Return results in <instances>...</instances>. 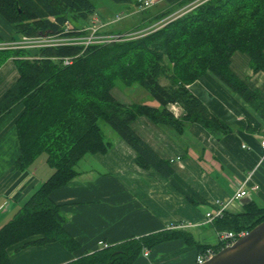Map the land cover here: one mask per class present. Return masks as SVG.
Instances as JSON below:
<instances>
[{
    "label": "trees",
    "instance_id": "1",
    "mask_svg": "<svg viewBox=\"0 0 264 264\" xmlns=\"http://www.w3.org/2000/svg\"><path fill=\"white\" fill-rule=\"evenodd\" d=\"M111 1L140 5L139 0ZM164 1L173 7L155 21L196 0ZM96 10L90 0H0V18L12 26L16 37L62 35L66 22L83 29ZM99 34L123 33L103 29ZM236 52L248 57L253 73H264V0H206L152 31L119 42L0 51V64L14 57L18 76L0 99V122L15 108L22 109L14 123L20 151L14 168L24 171L44 155L52 170L0 228V264H11L9 247L33 237L39 238L23 246L59 243L70 252L76 249L77 243L64 230L65 218L50 195L77 176L75 167L85 156L108 151L110 142L100 122L133 149L137 166L154 169L167 178L172 173L169 162L160 159L130 124L146 116L155 124L175 129L194 123L211 133L224 130L222 122L187 88L203 75H213L264 118V103L258 93L230 68ZM64 58L72 59L71 64L63 65ZM161 78L168 84L162 85ZM117 80L125 87L144 89L158 108L117 101L112 95ZM171 104L181 108L179 118L169 111ZM262 222L264 207L251 201L243 214H224L214 225L217 230L238 233L250 232ZM177 237L180 233L165 231L131 239L67 264H133L144 248ZM195 246L198 253L207 247L220 248Z\"/></svg>",
    "mask_w": 264,
    "mask_h": 264
},
{
    "label": "crops",
    "instance_id": "2",
    "mask_svg": "<svg viewBox=\"0 0 264 264\" xmlns=\"http://www.w3.org/2000/svg\"><path fill=\"white\" fill-rule=\"evenodd\" d=\"M172 7L168 5L162 13ZM155 17L146 15L141 24L154 26L159 22ZM107 20L112 21L110 17ZM0 24L5 31L0 33V42L21 39L3 18ZM236 54L231 57L232 72L264 103V73H253L248 57ZM17 77L14 57L0 64V99ZM187 88L225 129L211 133L194 123L175 129L138 117L130 124L132 130L160 159L169 162L171 175L165 178L154 169L140 168L133 149L119 137L109 136L108 151L85 156L75 167L77 176L50 195L65 218L64 230L77 243L76 249L70 252L59 243L23 246L39 238L33 237L7 249L11 264H67L98 250L99 242L114 246L165 231L180 233V237L144 248L133 264H193L198 254L195 245L217 244L220 230L214 224H202L205 214L216 200L233 196L236 184L251 171L253 176L245 187L249 194L241 199L248 202L232 203L225 214H243L251 201L264 207V159L260 160L264 118L209 73ZM138 104L159 106L149 95ZM21 111L20 106L15 108L0 122V228L52 174L44 155L24 171L14 168L20 154L14 123ZM252 185L258 189L251 191ZM187 224L196 226L169 229Z\"/></svg>",
    "mask_w": 264,
    "mask_h": 264
},
{
    "label": "built area",
    "instance_id": "3",
    "mask_svg": "<svg viewBox=\"0 0 264 264\" xmlns=\"http://www.w3.org/2000/svg\"><path fill=\"white\" fill-rule=\"evenodd\" d=\"M160 0H139L140 5L138 6V10L144 11L148 10L154 5H156ZM199 0L191 3L186 8L182 9L181 11L172 14V16H168L162 21H160L159 25L152 26V28L148 31H152L160 26H162L165 22L174 19L175 17L183 14L184 12L190 10L191 8L195 7ZM97 15H93L91 17L90 23L84 27L83 29H75L72 24L66 22L63 27L62 35H53V36H45V37H37V38H26L21 37L19 41H12L9 43H2L0 42V51L5 49L17 50V49H42L48 47H58V46H78L82 45L87 47L88 45L94 44H106V43H113L119 42L131 37H136L144 32H128L123 34H99V31L105 29L110 24L115 23L121 19L120 16H116L115 19L109 22H102L100 19L96 17ZM77 33L76 35L67 36L65 34L68 33ZM83 32H86L84 36ZM72 59L64 58L63 65L71 64ZM169 111L173 115L174 118H179L182 113L181 108L177 104H171L169 106ZM260 149H261V161L264 159V136L260 142ZM254 171H251L247 174V176L243 179V181L236 184V189L233 196L229 197L227 200L220 201L216 200L213 204V209L205 214L203 225H212L215 221L222 218L225 214L227 208L234 202L239 201L248 196L249 191L245 190V187L249 185L251 178L253 176ZM258 187L255 185L251 186V191L257 190ZM196 225H179V226H171L169 229H181V228H189L194 227ZM248 232L241 231L238 233H234L232 231H219L217 233V244L220 248L218 251L211 247L204 248L200 253H198L195 257L193 264H206L210 260H212L220 251L228 249L232 247L239 239L245 237ZM111 247L108 243L99 242L98 243V250L107 249ZM147 251L143 253V256H147Z\"/></svg>",
    "mask_w": 264,
    "mask_h": 264
},
{
    "label": "rangeland",
    "instance_id": "4",
    "mask_svg": "<svg viewBox=\"0 0 264 264\" xmlns=\"http://www.w3.org/2000/svg\"><path fill=\"white\" fill-rule=\"evenodd\" d=\"M96 7V12L94 15H97L96 17L100 19L102 22H107L108 18L110 19H115L116 16H120L121 19L115 23L110 24L108 29L104 30H109L112 32H122V33H128V32H133L134 30L138 29L135 32H146L149 30V28H152V25H143L141 24V20L143 17H146L148 15L149 17H155L158 18V16L162 15V10L168 6V3L164 0H160L158 4L154 5L148 10L140 11L138 10L139 7H137L134 2L131 4H116L111 0H90ZM135 1V0H134ZM206 0H199V4L204 2ZM198 5V4H197ZM179 7V6H178ZM186 7H183V9ZM182 8H180L177 12L181 11ZM133 12V16L131 15L130 12ZM160 12L162 14H160ZM144 16H142V14ZM135 15V16H134ZM109 16V17H107ZM172 16V15H171ZM110 21V20H109ZM162 21V20H161ZM160 22V21H159ZM158 22V23H159ZM153 23V22H152ZM71 24V23H70ZM151 24V23H150ZM156 25H159L156 23ZM155 25V27H156ZM2 26L0 24V33H4L5 31L2 30ZM128 31V32H127ZM87 35H84L82 37H86ZM236 55H241V53L236 52ZM235 54V53H234ZM244 55V54H243ZM160 83L167 85L168 81L165 79L161 78ZM112 94L113 96L123 102H128V103H140L142 100H144L146 97H148V93L142 89L141 87L134 85L131 87H125L123 84L117 80L115 82L114 88L112 89ZM144 95H146L144 97ZM101 130L104 133V136L106 140L109 139V136L115 135V133L103 122L99 123Z\"/></svg>",
    "mask_w": 264,
    "mask_h": 264
},
{
    "label": "water",
    "instance_id": "5",
    "mask_svg": "<svg viewBox=\"0 0 264 264\" xmlns=\"http://www.w3.org/2000/svg\"><path fill=\"white\" fill-rule=\"evenodd\" d=\"M242 203L248 202L241 200ZM206 264H264V222Z\"/></svg>",
    "mask_w": 264,
    "mask_h": 264
},
{
    "label": "bare ground",
    "instance_id": "6",
    "mask_svg": "<svg viewBox=\"0 0 264 264\" xmlns=\"http://www.w3.org/2000/svg\"><path fill=\"white\" fill-rule=\"evenodd\" d=\"M46 49V48H45ZM16 51V50H15Z\"/></svg>",
    "mask_w": 264,
    "mask_h": 264
}]
</instances>
